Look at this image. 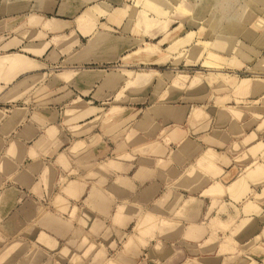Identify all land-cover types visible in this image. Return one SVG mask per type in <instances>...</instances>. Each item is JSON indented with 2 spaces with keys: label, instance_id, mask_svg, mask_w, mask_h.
<instances>
[{
  "label": "crops",
  "instance_id": "obj_1",
  "mask_svg": "<svg viewBox=\"0 0 264 264\" xmlns=\"http://www.w3.org/2000/svg\"><path fill=\"white\" fill-rule=\"evenodd\" d=\"M102 1L0 10V264H264V124L189 90L99 124L146 45Z\"/></svg>",
  "mask_w": 264,
  "mask_h": 264
},
{
  "label": "rangeland",
  "instance_id": "obj_2",
  "mask_svg": "<svg viewBox=\"0 0 264 264\" xmlns=\"http://www.w3.org/2000/svg\"><path fill=\"white\" fill-rule=\"evenodd\" d=\"M17 1L24 8L34 0ZM15 2L0 0V10ZM102 2L85 15L98 13L117 33L142 35L146 45L125 60L131 74L123 72L125 87L99 124H137L156 101L186 102L187 90L198 122L203 107L215 103L234 114L247 105L264 124V0ZM245 79L250 83L241 88Z\"/></svg>",
  "mask_w": 264,
  "mask_h": 264
},
{
  "label": "bare ground",
  "instance_id": "obj_3",
  "mask_svg": "<svg viewBox=\"0 0 264 264\" xmlns=\"http://www.w3.org/2000/svg\"><path fill=\"white\" fill-rule=\"evenodd\" d=\"M102 38L100 37V38H98V40H101ZM139 51V50H138ZM6 63V62H5ZM76 73V72H75ZM84 72H82V74H83ZM126 73H130V71H128V72H126ZM89 74V73H88ZM96 74V73H95ZM109 74V73H108ZM131 74V73H130ZM129 74V75H130ZM98 75V74H97ZM112 75V74H111ZM118 75V74H117ZM74 76V75H73ZM110 76V75H109ZM76 77H78V76H76ZM109 78V77H108ZM194 80V79H193ZM107 81V80H106ZM73 82V81H72ZM111 82H113V81H111ZM253 82V81H252ZM118 83V82H117ZM116 83V84H117ZM250 83V80L249 79H245V80H242V83H241V88H246V86L248 85ZM168 201V200H167Z\"/></svg>",
  "mask_w": 264,
  "mask_h": 264
}]
</instances>
